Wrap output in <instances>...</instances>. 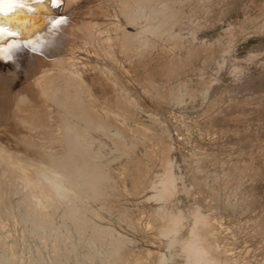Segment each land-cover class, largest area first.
Wrapping results in <instances>:
<instances>
[{"label":"rangeland","instance_id":"obj_1","mask_svg":"<svg viewBox=\"0 0 264 264\" xmlns=\"http://www.w3.org/2000/svg\"><path fill=\"white\" fill-rule=\"evenodd\" d=\"M140 1L158 17L126 18ZM53 17L61 24L15 48L23 65L0 76V264H159L170 253L162 227L182 214L190 241L195 211L211 216L210 239L233 264H264V0H60ZM60 70L77 105L109 125L91 137L103 172L79 162L84 225L62 200L46 204L51 185L35 175L51 165L37 147H63V110L29 80ZM168 170L177 191L155 201ZM31 189L38 201L22 210Z\"/></svg>","mask_w":264,"mask_h":264},{"label":"bare ground","instance_id":"obj_2","mask_svg":"<svg viewBox=\"0 0 264 264\" xmlns=\"http://www.w3.org/2000/svg\"><path fill=\"white\" fill-rule=\"evenodd\" d=\"M29 3H30V7L32 9L31 11L28 8H18L16 10V12H14V13H10L8 15H0V25L6 26L7 28H9L13 31L20 32V35L17 36L16 39L22 42L19 46L14 47L13 48L14 50L11 49L9 52L11 59L12 58L14 59L13 63L10 61V59L0 58V76L4 73V71L6 72V70H8L9 66H12L11 68L13 69V67H15L17 65L18 59H16V56L13 52L18 47L25 50V52H26L27 48H30L32 45H34L38 42L37 41L38 36H40V35L44 36L45 35L46 30L51 28L53 25V22L56 20V18L53 16H55V15L57 16L58 6L54 7L51 3V0H42L41 3H32L31 0H29ZM141 4H142V6H138L137 9H134V10L129 11V12L126 10L127 12L124 13L125 17L130 19L131 21H134V22H137L141 18H146L147 20H154L158 17L159 13L161 12V11H155V12L152 11V13L148 12L149 14H146L147 11H145L146 10L145 9V2H141ZM131 9H129V10H131ZM159 29H160V26L157 25L154 27L150 26L149 28L142 29L139 32H133L134 31L133 30L132 32H129L126 35V40H127V42H130V43H133L135 41L143 42L142 37H143V35H145V33L147 31L159 32ZM26 41H30L31 43L30 44L23 43ZM39 42H40V40H39ZM52 43H54V41ZM38 45H41V43L37 44V46ZM45 45H47V44H45ZM54 45H55V43H54ZM50 46H52V45H50ZM52 49H53V46H52ZM18 50L21 53L20 49H18ZM47 50H49V49H47ZM17 52L18 51L16 50V53ZM49 53H47V54H49ZM55 53H54V55H55ZM23 54H25V53H23ZM54 55H52V56L55 57ZM42 56L37 55L36 58L39 61H41V62L43 61L44 64H46L45 61L47 58L45 59ZM45 57H47V56H45ZM65 57H67V56H65ZM19 58H20V54H19ZM56 58H58V57H56ZM30 60H33V58ZM34 60H35V58H34ZM50 60H52V59H50ZM53 62H55V61H53ZM23 63H24V61H23ZM26 63L29 64L28 62H26ZM35 63H37V62H34L33 65ZM63 63L64 62H62V64H61L62 67H64ZM27 64H26V66H27ZM20 65H17V67L19 68ZM46 66H48V65H46ZM35 67H36V65H35ZM78 71H76V72L78 73ZM109 72H110V70H109ZM69 73L66 74V72L64 70H60L58 72H55V74H53V75L48 74L44 77L38 76L39 78H37V79L31 80V78H30V80H29V85L31 84V85H33V87L34 86L37 87V89H39V88L42 89L47 85L51 89V93H50L49 97L52 98L55 102L61 104V107L63 110L62 115L60 114L61 116H59L57 118L58 124H59L61 130L64 131L63 137H62L63 147L60 150H57L53 147H39V148L37 147V152H38L39 157L41 159H44V161H47V162L49 161L51 165L48 169L46 168V169H42V170L37 171V173L35 175L40 180L45 181L51 185L50 190H49L50 195H49V198L47 199L46 204L52 209H58L60 206V200H62V202L64 203L63 206L67 207L70 210L72 219H74L77 223L84 225L86 220L83 219V217H84L83 209L77 203V201H79V200L80 201L84 200L83 194L80 193V188L82 187V184H81V181L79 178V175L81 173L80 172L81 168L79 166V162H90V163H92V165H94V167L98 171L103 172L104 168L101 166V164L97 163V161H96L97 157H99V153L98 152L95 153L93 151L91 137H92L93 132L94 131L97 132V130H100L104 133L107 132L109 125L107 126V124L99 121V118L97 117V115L95 114V112L92 108L93 104L91 105L90 103H87L84 105H80V107L77 105V100L75 99L76 97H75V92L73 91V86L69 82V78H71L73 75H70ZM111 73H113V72L111 71ZM7 76H9V75L7 74ZM30 77H33V76H30ZM0 78H2V77H0ZM2 79H1V81L3 83L4 80H2ZM19 82H20V80H19ZM11 83L14 84V82H11ZM9 84H10V82H9ZM55 107H56V104H55ZM42 111L43 110H41V112ZM82 113H86V114L82 115ZM99 114H100V112H99ZM81 121L84 123H81ZM169 163H171V162H169ZM39 165H42V164H39ZM104 178H105V176H104ZM181 179L182 178L177 177L174 173H172L171 170H168L166 172V175L164 176V178L160 182L158 181L159 184L154 186L155 191H154V194L151 196V198L155 201L166 203V201H169V199L177 191L179 181ZM65 181H68L69 185H66ZM37 201H38L37 200V192L35 189H31L28 192V194L26 195V198H24L22 200L20 207L22 210L32 208L33 206L36 205ZM0 207H2V206H0ZM5 209L6 208H4V210ZM0 210H1V208H0ZM169 210H171V209L169 208ZM161 214H163V213H161ZM170 218H172V216ZM172 221H173L172 226L166 225V226L162 227V229L160 231V235L165 239V241H166L165 244L167 245V248L169 249L170 253H169V256L166 254H163L159 258V264H169L170 260L173 259L174 257H176L177 255H180V253L183 250L187 251V245L189 243L199 244L201 246V250L204 252V254L206 256L211 254L213 259L216 261V264H233L232 263L233 259H232V262L230 260H228L225 257L226 253L224 254L223 252H221L220 248L216 247L217 245L214 242H212V240L210 239L209 231L212 227V221H213L211 219V216L203 215L200 211L194 212V220H193L192 227L190 229L192 239L190 241L180 240V238H179V233H180L179 231H180V228L182 226L181 224L183 222L182 214L175 216V218ZM107 231H110V229ZM221 231H222V229H221ZM183 264H187V257L185 258V263H183Z\"/></svg>","mask_w":264,"mask_h":264},{"label":"snow or ice","instance_id":"obj_3","mask_svg":"<svg viewBox=\"0 0 264 264\" xmlns=\"http://www.w3.org/2000/svg\"><path fill=\"white\" fill-rule=\"evenodd\" d=\"M32 3H41L42 0H31ZM54 7L60 5V0H51ZM18 8H28L30 7L29 0H0V15H8L10 13L16 12ZM60 19H56L53 22V26L61 24ZM19 33L7 28L6 26L0 25V58L11 59L9 52L14 47L19 46L22 42L17 40L16 37ZM25 44H30V41L23 42ZM35 50V49H33Z\"/></svg>","mask_w":264,"mask_h":264},{"label":"clouds","instance_id":"obj_4","mask_svg":"<svg viewBox=\"0 0 264 264\" xmlns=\"http://www.w3.org/2000/svg\"><path fill=\"white\" fill-rule=\"evenodd\" d=\"M186 257L187 264H216L211 254L206 256L197 243L187 245Z\"/></svg>","mask_w":264,"mask_h":264},{"label":"water","instance_id":"obj_5","mask_svg":"<svg viewBox=\"0 0 264 264\" xmlns=\"http://www.w3.org/2000/svg\"><path fill=\"white\" fill-rule=\"evenodd\" d=\"M15 32L19 33V35H20V32H18V31H15ZM19 35H18V36H19Z\"/></svg>","mask_w":264,"mask_h":264}]
</instances>
